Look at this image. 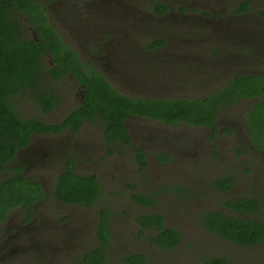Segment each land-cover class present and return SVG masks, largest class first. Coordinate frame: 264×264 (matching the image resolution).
I'll return each instance as SVG.
<instances>
[{
    "label": "flooded vegetation",
    "instance_id": "flooded-vegetation-1",
    "mask_svg": "<svg viewBox=\"0 0 264 264\" xmlns=\"http://www.w3.org/2000/svg\"><path fill=\"white\" fill-rule=\"evenodd\" d=\"M34 1L35 23L22 17L27 33L38 39V28L60 40L58 50L69 59L67 65L73 66V58L84 78L99 74L123 97L147 104L204 102L234 80L264 84V0ZM43 60L56 104L47 112L39 106L36 118L51 128L35 131L7 166L21 165L22 175L39 182L44 196L31 210L12 209L0 223V264H107L110 259L147 264L150 254L129 240V232L165 252L179 249L180 260L191 262L196 243L169 223L166 213L174 208L189 211L226 242L227 251L264 242L263 235L239 243L212 229L230 225L232 218L264 227V189L259 190L264 188V118L262 112L254 114L264 94L229 95L232 101L218 104L210 124L127 109L111 126L110 111L82 108L90 79L86 83L72 71H58L50 50ZM179 140L184 145L176 151L168 147ZM200 141L206 146L196 148ZM181 159L207 187L199 190L167 173ZM118 162L130 165V182L119 180ZM68 169L96 182L98 193L91 202L59 198L58 181ZM10 173L0 174V180ZM209 189L215 204L199 206ZM56 209L66 212L58 222L49 218ZM105 224L107 244L101 237ZM116 240L124 244L117 253L110 250ZM101 252L106 255L102 262L97 259ZM216 258L231 264L226 252L207 255L203 264H214Z\"/></svg>",
    "mask_w": 264,
    "mask_h": 264
},
{
    "label": "trees",
    "instance_id": "trees-1",
    "mask_svg": "<svg viewBox=\"0 0 264 264\" xmlns=\"http://www.w3.org/2000/svg\"><path fill=\"white\" fill-rule=\"evenodd\" d=\"M34 3V0H0V174L12 172L0 180V223L12 209L24 207L31 210L34 202L44 196L39 182L22 175L21 165L7 164L15 159L20 147L30 142V137L35 131L51 128V125L44 123L40 118L23 117L18 108L19 104L26 100L36 102L45 112L55 106L56 97L47 81L48 71L43 62L47 50L51 51L54 62L60 65L57 67L58 71H72L86 83L90 79L87 83L88 99L82 108L110 111L108 115L111 126L119 124L118 115L124 114L127 109L168 120L187 119L196 124H210L218 110V104L232 101L229 95L238 93L240 97L264 94V84H252L243 80L237 83L234 80L227 88L214 94L211 100L204 102L176 99L150 101L151 103L147 104L141 100L123 97L99 74L92 79L84 78L83 70L75 64L73 58L70 59L73 66L67 65L69 59L58 50L60 40L46 37L38 28V39L27 33L22 17H27V23L30 25L35 23ZM236 99L238 98L233 100ZM259 112H262L261 117L264 118V100L254 107L255 117L259 116ZM71 115L74 116V113ZM254 124L256 125L255 122ZM57 192L61 199L85 203L95 198L98 188L92 179L79 176L68 169L59 178ZM229 224L211 226L239 243H252L264 235V227L258 221L232 218ZM109 236V226L105 224L101 237L106 244ZM105 257V253L101 252L97 259L102 262ZM225 263L224 259H214V264Z\"/></svg>",
    "mask_w": 264,
    "mask_h": 264
},
{
    "label": "rangeland",
    "instance_id": "rangeland-1",
    "mask_svg": "<svg viewBox=\"0 0 264 264\" xmlns=\"http://www.w3.org/2000/svg\"><path fill=\"white\" fill-rule=\"evenodd\" d=\"M65 85L66 83L62 86V89L65 88ZM18 108L20 114L23 117H39V115L41 114V109L39 105L32 100H26L21 102ZM182 145H184V142H182V140H179L178 142L171 141V143L168 144V147L176 151ZM188 146H193L192 141L189 142ZM205 146V142L200 141L199 144L196 145V148ZM261 164L264 165V159L261 160ZM130 170V165L118 162L117 173L119 174V180H125L128 178L126 182H130ZM150 171L152 174L156 172L155 170ZM167 173L181 183H185L188 185L193 184L199 190L208 186V182L204 179L193 177L190 164L188 163V161L183 159H181L180 161L177 160L176 164H171ZM260 178V180L264 179V175L262 174ZM246 183L249 184L248 181H246ZM263 189V187H259L260 191H262ZM248 190V187H246L243 192H247ZM212 194L213 193L210 189L206 190L205 192H202V197H200V200L198 201L199 206H202L204 208L212 207V205H214L216 202V196L211 197ZM102 202L105 203V200H102ZM176 210L178 209L174 208L170 211L167 210L166 214L168 215L169 223L172 224L174 227L180 228L185 233L186 237L189 238L190 241H194L196 243V245L193 246L196 251L193 257L194 260H192L191 262L183 263L180 260V255L182 256L183 253L179 252V249L178 253L175 251L165 252L162 249L155 247V245H153L152 243L149 244L147 237L141 235L136 236V234H134L133 232H129V240L137 244L143 245V249H145L144 251L150 254V258L147 264H203V260L207 255H219L224 252H226V255L231 258V264H264V259H262L263 257H260L262 249L264 247V242L259 243L257 245L234 246L228 249L227 251L226 242H223L220 237L210 233V231L204 228L200 224V222L195 217H193V215L189 216L187 214L189 211H187L186 209L179 211ZM56 212L57 209L52 212L49 218H55L54 220H57V222L58 220H60L58 219V216L66 215V212L64 211L59 213ZM129 212L132 213L131 208L129 209ZM51 219H48L47 221H50ZM114 244L115 246L112 245L110 247V250L112 252H116V249L118 248H123L122 246L124 245L119 244L117 240ZM146 244L149 245L147 246ZM130 246L133 247L132 243ZM113 263L114 262H111L110 259L107 264Z\"/></svg>",
    "mask_w": 264,
    "mask_h": 264
}]
</instances>
